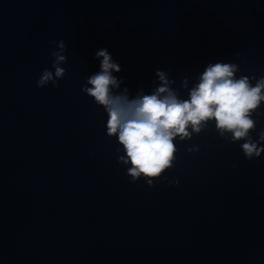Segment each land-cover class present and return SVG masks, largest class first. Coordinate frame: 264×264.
Wrapping results in <instances>:
<instances>
[{
    "label": "water",
    "instance_id": "obj_1",
    "mask_svg": "<svg viewBox=\"0 0 264 264\" xmlns=\"http://www.w3.org/2000/svg\"><path fill=\"white\" fill-rule=\"evenodd\" d=\"M59 40L65 75L37 88ZM100 49L130 99L158 86L157 70L182 99L209 64L258 79L264 0H0V264H264V152L246 160L244 141L210 122L174 141L152 187L132 182L104 109L81 92Z\"/></svg>",
    "mask_w": 264,
    "mask_h": 264
},
{
    "label": "clouds",
    "instance_id": "obj_2",
    "mask_svg": "<svg viewBox=\"0 0 264 264\" xmlns=\"http://www.w3.org/2000/svg\"><path fill=\"white\" fill-rule=\"evenodd\" d=\"M49 43L55 44V50L51 51L53 62L51 69H44L40 74L37 88L48 85L57 88L58 81L65 75L61 67L67 62L65 42ZM94 58L100 61V70L87 78L81 92L104 109L106 135L116 137L120 146L116 151L124 153L117 162L130 165L127 176L132 182L143 178L152 187L153 181L173 167L177 151L174 141L177 138L181 142L190 140L210 122H214L221 139L229 143L244 141L240 147L246 160L258 158L264 152V147L260 146L264 145V131L255 141L250 135L256 127L252 116L258 115V109L264 104V77L241 75L237 78V64H209L190 89L187 78L181 82V87L187 90V98L182 99L172 88L174 81L168 74L157 70L158 86L150 94L141 90L130 99L127 88L117 91L123 81L113 73L121 69L108 50L96 51ZM196 150L188 149L189 152Z\"/></svg>",
    "mask_w": 264,
    "mask_h": 264
}]
</instances>
